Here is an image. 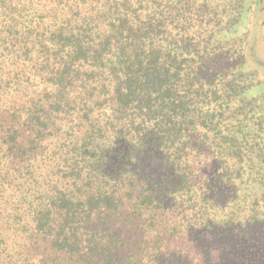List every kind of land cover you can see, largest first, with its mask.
I'll return each instance as SVG.
<instances>
[{"label": "trees", "instance_id": "trees-1", "mask_svg": "<svg viewBox=\"0 0 264 264\" xmlns=\"http://www.w3.org/2000/svg\"><path fill=\"white\" fill-rule=\"evenodd\" d=\"M260 9L0 0V264H264Z\"/></svg>", "mask_w": 264, "mask_h": 264}, {"label": "rangeland", "instance_id": "rangeland-1", "mask_svg": "<svg viewBox=\"0 0 264 264\" xmlns=\"http://www.w3.org/2000/svg\"><path fill=\"white\" fill-rule=\"evenodd\" d=\"M258 11H259V13L261 14V16L264 19V11H263V9H260ZM263 24H264V22H263ZM260 32H261L260 34H261V37H262V41L259 43L258 49H259L260 55L264 58V26L262 27V29L260 30Z\"/></svg>", "mask_w": 264, "mask_h": 264}]
</instances>
